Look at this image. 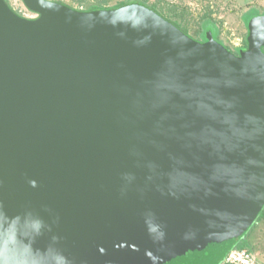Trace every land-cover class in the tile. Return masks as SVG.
Masks as SVG:
<instances>
[{
    "label": "water",
    "instance_id": "obj_1",
    "mask_svg": "<svg viewBox=\"0 0 264 264\" xmlns=\"http://www.w3.org/2000/svg\"><path fill=\"white\" fill-rule=\"evenodd\" d=\"M0 0V264H217L264 203V17L232 54L141 3Z\"/></svg>",
    "mask_w": 264,
    "mask_h": 264
},
{
    "label": "rangeland",
    "instance_id": "obj_2",
    "mask_svg": "<svg viewBox=\"0 0 264 264\" xmlns=\"http://www.w3.org/2000/svg\"><path fill=\"white\" fill-rule=\"evenodd\" d=\"M7 1L12 9L21 16L34 18L38 15L36 12L29 10L23 0ZM54 1L65 3L78 10L112 9L114 6L125 5V2H127L126 4L144 3L157 9L163 16L181 22V25L187 29L188 34L195 40L208 42L212 40H207V38H211L221 43L235 55H238L241 49L246 46L251 19L255 16H264V0ZM262 227H264V203L254 214L249 225L243 227V232L247 236L248 233ZM248 229H250L249 232ZM241 243L242 240L235 242L236 246L243 247L244 245ZM223 263L226 264L224 260L218 261V264Z\"/></svg>",
    "mask_w": 264,
    "mask_h": 264
},
{
    "label": "crops",
    "instance_id": "obj_3",
    "mask_svg": "<svg viewBox=\"0 0 264 264\" xmlns=\"http://www.w3.org/2000/svg\"><path fill=\"white\" fill-rule=\"evenodd\" d=\"M250 229H248L249 232ZM246 232V233H248ZM244 246L242 248H247L252 251L257 259L264 263V227L257 228L255 231L248 233L242 237V243ZM252 249V250H251ZM254 249V251H253ZM258 254V256H257ZM224 264V263H223Z\"/></svg>",
    "mask_w": 264,
    "mask_h": 264
},
{
    "label": "built area",
    "instance_id": "obj_4",
    "mask_svg": "<svg viewBox=\"0 0 264 264\" xmlns=\"http://www.w3.org/2000/svg\"><path fill=\"white\" fill-rule=\"evenodd\" d=\"M224 262L226 264H264L247 248L230 249L224 258Z\"/></svg>",
    "mask_w": 264,
    "mask_h": 264
},
{
    "label": "trees",
    "instance_id": "obj_5",
    "mask_svg": "<svg viewBox=\"0 0 264 264\" xmlns=\"http://www.w3.org/2000/svg\"><path fill=\"white\" fill-rule=\"evenodd\" d=\"M131 1H138V0H131ZM6 2L8 3V1L6 0ZM58 2V1H57ZM127 2H125L124 4H126ZM9 4V3H8ZM142 4H144V3H142ZM121 5H123V4H121ZM144 5H146V4H144ZM120 6V5H119ZM146 6H148V7H150L152 10H154L155 12H157L158 14H160V12H158V10L157 9H155L154 7H152V6H149V5H146ZM114 7H117V6H114ZM113 7V8H114ZM109 8H112V7H109ZM162 17H164L165 19H167L168 21H170L171 23H173L175 26H177L178 28H180L184 33H186V34H188V32H187V29L183 26V25H181V22H179V21H176V20H173V19H170V18H167V17H165V16H163L162 14H160ZM259 17H264V16H255V17H253L252 19H251V21H250V23L253 21V20H255V19H257V18H259ZM250 23H249V26H250ZM249 34V33H248ZM189 35V34H188ZM190 36V35H189ZM194 39V38H193ZM207 40H212V41H215V42H217L216 40H213V39H211V38H207ZM198 41V40H197ZM202 42V41H201ZM219 43V42H218ZM221 44V43H220ZM222 45V44H221ZM225 47V46H224ZM247 47H248V39H247V43H246V46H245V48L244 49H241V51L240 52H242V51H245L246 49H247ZM226 48V47H225ZM227 49V48H226ZM229 50V49H228ZM230 51V50H229ZM231 52V51H230ZM232 53V52H231ZM233 54V53H232ZM235 55V54H234ZM238 56V55H237ZM245 235V233L244 234H242L240 237H239V239L237 240V241H239V240H242V237ZM237 241H236V243H237ZM232 248H242V247H239V246H236V244L234 243L232 246H230L229 248H227V250L223 253V255L221 256V258L219 259V260H221V261H223L224 260V258H225V256H226V254H227V252L230 250V249H232ZM218 260V261H219ZM217 264H218V262H217Z\"/></svg>",
    "mask_w": 264,
    "mask_h": 264
},
{
    "label": "flooded vegetation",
    "instance_id": "obj_6",
    "mask_svg": "<svg viewBox=\"0 0 264 264\" xmlns=\"http://www.w3.org/2000/svg\"><path fill=\"white\" fill-rule=\"evenodd\" d=\"M58 2H59V1H58ZM60 3H62V2H60ZM64 4H65V3H64ZM66 5H67V4H66ZM68 6H69V5H68ZM70 7H71V6H70ZM72 8H73V7H72ZM263 51H264V48H263ZM240 53H241V52H239V54H238V55H240Z\"/></svg>",
    "mask_w": 264,
    "mask_h": 264
}]
</instances>
